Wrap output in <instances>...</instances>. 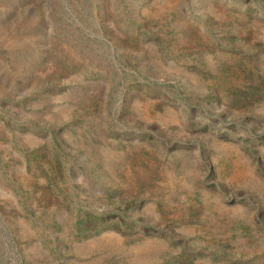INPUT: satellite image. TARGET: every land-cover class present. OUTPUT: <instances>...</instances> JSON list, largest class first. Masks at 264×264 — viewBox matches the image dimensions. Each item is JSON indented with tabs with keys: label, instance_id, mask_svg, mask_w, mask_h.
I'll return each mask as SVG.
<instances>
[{
	"label": "rangeland",
	"instance_id": "rangeland-1",
	"mask_svg": "<svg viewBox=\"0 0 264 264\" xmlns=\"http://www.w3.org/2000/svg\"><path fill=\"white\" fill-rule=\"evenodd\" d=\"M0 264H264V0H0Z\"/></svg>",
	"mask_w": 264,
	"mask_h": 264
}]
</instances>
